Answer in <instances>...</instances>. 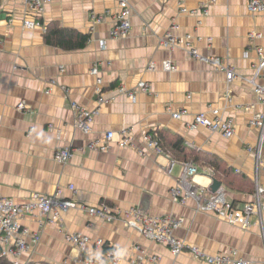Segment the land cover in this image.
I'll list each match as a JSON object with an SVG mask.
<instances>
[{"label": "crops", "instance_id": "crops-1", "mask_svg": "<svg viewBox=\"0 0 264 264\" xmlns=\"http://www.w3.org/2000/svg\"><path fill=\"white\" fill-rule=\"evenodd\" d=\"M247 1L129 0V34L111 38L117 0H50L41 16L44 27L55 22L89 36L82 47L64 49L45 41V29L24 28L26 8L21 0H0V195L23 202L33 192L52 195L60 190L59 197L78 205L98 207L105 203L119 210L140 206L150 215L183 218L174 236L185 247L173 256L167 247L130 229L123 218L106 222L79 208L61 214L66 230L89 236L88 250L94 251L95 243L99 245L94 251L97 254L116 249L119 264H130L135 245L145 254H157L158 264H206L192 254L190 246L211 255L236 250L250 264H264V241L258 226L243 230L212 213L196 212L192 200L182 205L170 198L169 190L181 173L182 155L174 158L170 173L165 171L172 158L169 153L145 150L139 155L115 145L105 153L75 151L65 163L53 159L56 150L85 147L107 131L129 128L139 144L147 136L157 138L160 131L166 144L179 138L189 148L186 153L191 150L200 158L193 177L195 187L212 192L210 185L216 177L234 205L251 201L256 183L264 188V141L257 162L259 129L248 125L254 113L264 112L248 82L257 63L255 47L264 46V10L250 12ZM201 3L208 5L204 16L179 13L181 6L197 9ZM94 15L103 16L102 21L94 23ZM171 23H177L178 36L201 37L193 40L199 53L218 56L233 68L237 77L229 86L223 72L193 59L181 48L170 50L160 45ZM251 31L257 34L252 39L248 36ZM101 41L104 48L99 46ZM165 60L174 63L177 70H163ZM151 61L155 69H149ZM94 64L102 79L106 99L102 104L97 103L96 77L89 72ZM141 81L150 87L148 92L137 88ZM256 81L264 85V77ZM20 101L26 105L22 110L16 107ZM72 103L87 110L99 105L90 134L75 127ZM245 105L251 108L245 110ZM209 109H218L222 116L234 120L231 137L190 127L195 114ZM179 110H185L184 115L173 118L171 113ZM205 158L223 164L225 172H213ZM21 223L31 231L38 229L41 235L28 253L18 257L19 264H82L81 252L66 243L54 225L39 227L28 216Z\"/></svg>", "mask_w": 264, "mask_h": 264}, {"label": "built area", "instance_id": "built-area-1", "mask_svg": "<svg viewBox=\"0 0 264 264\" xmlns=\"http://www.w3.org/2000/svg\"><path fill=\"white\" fill-rule=\"evenodd\" d=\"M21 1L26 8L23 20L24 28L32 29L37 27L44 30L45 27L41 22V16L44 5L50 0ZM117 3L118 11L113 16V27L109 31L111 38L126 37L131 28L130 16L132 8L129 0H117ZM247 9L253 13L262 12L264 10L263 0H248ZM207 12V3H201L197 9H187L184 6L179 8V13L195 17L204 16ZM92 19L94 23H99L102 21L103 16L94 15ZM200 23L201 20H198L197 25ZM177 29V23H171L160 38V45L170 50L181 48L193 59L209 65L215 71L223 72L225 74L226 86H229L231 81L237 77L233 68L218 56H205L199 53L193 44V40L200 41L201 37H193L191 34L178 36L175 34ZM248 36L252 39L257 34L251 31ZM206 40L210 42L211 39L207 38ZM99 46L100 48H104V41H101ZM255 52L257 54V63L253 66L254 75L248 79V82L252 85V90L258 98V102L264 105V85L256 81L259 76L264 77V46H256ZM162 68L168 72L177 70L176 65L169 60L162 62ZM149 69H155L154 61L149 63ZM89 72L96 77L98 86L95 90L99 94L97 103L102 104L106 102V99L102 93V79L99 76L97 64H94ZM137 88L140 92H148L150 90L148 84L143 81L138 83ZM129 95L134 99L133 93H129ZM16 107L18 110L24 109L26 107L25 102L20 101ZM248 108H251V105H245L243 107L245 110H249ZM72 109L75 114V127L83 134H90L92 132L93 119L100 112L99 105L94 110H87L76 103H72ZM184 113L185 110H179L171 113V116L178 119ZM248 125L259 129L258 144L256 147V157L257 162H259L260 147L264 141V112L254 113L249 118ZM48 127L59 137L60 133L55 131L53 124H49ZM190 127L192 129L203 127L211 132L220 134L224 138L231 137L235 132L234 120L231 117L222 116L218 109H209L208 112L205 111L195 114L193 121L190 123ZM113 145L119 150L127 148L133 149L139 155L144 154L145 150L152 151L156 154L163 152L156 138L147 136L139 144L135 142L129 128L123 127L118 131L102 133L100 136L87 142L85 147H65L56 150L53 159L59 163H65L73 156L75 151L82 152L88 149L90 152L105 153L110 151ZM174 162L176 161L170 158V162L165 168L166 173H170ZM181 165V173L175 185L169 190V196L174 202L185 205L189 200H192L195 204L194 209L196 212L212 213L231 225H239L243 230H248L253 225H256L259 227L260 237L264 241V188L258 182L252 193L251 201L239 207L227 198L226 192L221 187L215 192H209L203 187H195L193 185V177L198 172L197 167L190 162H182ZM262 165L264 168V161ZM68 188L72 191L74 190L73 185H70ZM59 193L60 190L52 195L33 192L23 202L0 195V256L8 258L12 264H19L18 257L24 253H28L31 245L40 240L41 233L38 229L31 231L30 228L22 225V219L28 216L36 221L39 227L54 225L61 231L64 235V241L81 252L80 262L82 264H119L121 257L116 249L108 248L100 254H97L94 251L98 249V243H95L94 251L87 249L90 243L88 235L71 232L64 228L61 221V214L72 208H79L88 215L106 222H110L117 217L123 218L125 224L130 229H135L141 236L153 243L167 247L173 256H177L185 247L184 243L174 236V231L183 224L182 217L173 214L150 215L143 212L140 206H131L127 209L119 210L105 203H102L98 207L78 205L71 199L59 197ZM252 216L255 217L254 222L251 220ZM189 249L196 258L206 264H250V261L239 256L236 250H232L228 254L211 255L203 253L195 246H190ZM133 250L135 251V255L131 259L130 264H158L159 256L157 254H145L138 245L133 246ZM61 264H65V262Z\"/></svg>", "mask_w": 264, "mask_h": 264}, {"label": "trees", "instance_id": "trees-1", "mask_svg": "<svg viewBox=\"0 0 264 264\" xmlns=\"http://www.w3.org/2000/svg\"><path fill=\"white\" fill-rule=\"evenodd\" d=\"M88 38H89L88 34H83L71 28H63L57 25L55 22L45 26V32H44L45 41L49 44L56 45L64 49H74V48L82 47L86 43ZM156 136H157L156 139L158 140L162 150L169 153L173 159L174 158L181 159L183 156L182 162H190L193 165H195L199 170L197 162L200 158L197 155L193 156L191 154V150H188L190 153H186L185 150L189 148L187 145L183 143L181 139L176 138L174 141H171L169 144H166L165 141L166 139L163 137V134L160 131L156 133ZM176 154L177 156H175ZM178 155H182L181 158H178ZM205 162L208 164L210 168L213 169V172L219 170L225 172V168L222 167L224 165L218 162L217 160L211 158L208 159L205 158ZM214 179L217 180L216 177ZM0 264H12V263L8 258L0 256ZM25 264H35V263L28 262Z\"/></svg>", "mask_w": 264, "mask_h": 264}, {"label": "water", "instance_id": "water-1", "mask_svg": "<svg viewBox=\"0 0 264 264\" xmlns=\"http://www.w3.org/2000/svg\"><path fill=\"white\" fill-rule=\"evenodd\" d=\"M220 186H221V183H220L219 181L213 179V180H212V183H211V185H210V188H211L212 192H214V191H216ZM140 208H141V207H140ZM141 210H142L143 212H145V210H143L142 208H141ZM145 213H146V212H145Z\"/></svg>", "mask_w": 264, "mask_h": 264}, {"label": "flooded vegetation", "instance_id": "flooded-vegetation-1", "mask_svg": "<svg viewBox=\"0 0 264 264\" xmlns=\"http://www.w3.org/2000/svg\"><path fill=\"white\" fill-rule=\"evenodd\" d=\"M175 160V159H174Z\"/></svg>", "mask_w": 264, "mask_h": 264}]
</instances>
